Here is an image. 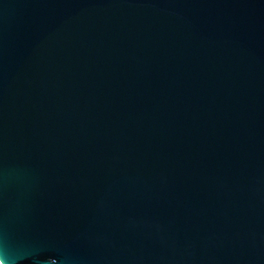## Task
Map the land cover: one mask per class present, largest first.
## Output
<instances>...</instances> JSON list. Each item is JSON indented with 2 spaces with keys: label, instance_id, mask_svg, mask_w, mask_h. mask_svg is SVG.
<instances>
[{
  "label": "water",
  "instance_id": "water-1",
  "mask_svg": "<svg viewBox=\"0 0 264 264\" xmlns=\"http://www.w3.org/2000/svg\"><path fill=\"white\" fill-rule=\"evenodd\" d=\"M0 264H264V0H0Z\"/></svg>",
  "mask_w": 264,
  "mask_h": 264
}]
</instances>
